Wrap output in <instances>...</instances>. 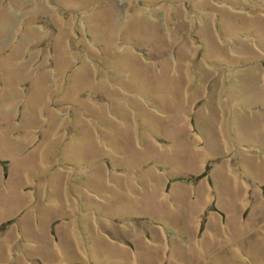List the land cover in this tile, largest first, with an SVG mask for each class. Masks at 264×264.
Returning a JSON list of instances; mask_svg holds the SVG:
<instances>
[{"label":"rangeland","instance_id":"374dc122","mask_svg":"<svg viewBox=\"0 0 264 264\" xmlns=\"http://www.w3.org/2000/svg\"><path fill=\"white\" fill-rule=\"evenodd\" d=\"M0 264H264V0H0Z\"/></svg>","mask_w":264,"mask_h":264}]
</instances>
